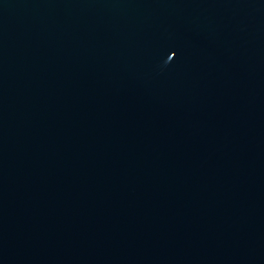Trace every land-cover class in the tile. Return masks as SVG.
I'll return each mask as SVG.
<instances>
[{"label":"water","instance_id":"95a60500","mask_svg":"<svg viewBox=\"0 0 264 264\" xmlns=\"http://www.w3.org/2000/svg\"><path fill=\"white\" fill-rule=\"evenodd\" d=\"M0 264H264V0H0Z\"/></svg>","mask_w":264,"mask_h":264}]
</instances>
